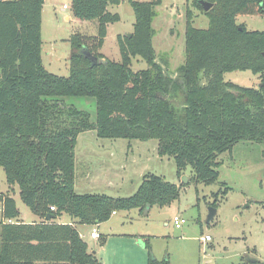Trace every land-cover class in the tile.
Here are the masks:
<instances>
[{
	"label": "trees",
	"instance_id": "16d2710c",
	"mask_svg": "<svg viewBox=\"0 0 264 264\" xmlns=\"http://www.w3.org/2000/svg\"><path fill=\"white\" fill-rule=\"evenodd\" d=\"M120 1L71 0L75 18L96 21L97 38L90 43L71 35L69 74L62 76L42 61L44 0H0V167L42 219L21 221L15 199L0 195V264H100L75 223L97 225L132 209L143 214L147 205L163 207L178 198L180 185L154 173H145L129 197L77 193L75 145L82 132L105 139H156L158 154L173 158L178 176L190 166L194 179L205 185L218 180L221 153L242 140L264 144V31L236 21L240 15L264 16V0H207L213 4L209 11L192 0L209 24L194 27L187 7L185 61L174 73L153 46L161 0H129L135 21L130 36L118 37L121 59L100 52L108 24L120 19L108 7ZM136 56L147 66L135 71ZM245 70L260 77L258 87L224 79L226 72ZM66 98L94 99L95 119ZM227 193L228 188L222 199ZM217 203L216 198L212 207ZM63 213L76 222L57 223ZM97 238L105 243L104 236ZM143 241L149 247L148 238ZM147 264L169 261L149 253Z\"/></svg>",
	"mask_w": 264,
	"mask_h": 264
},
{
	"label": "rangeland",
	"instance_id": "374dc122",
	"mask_svg": "<svg viewBox=\"0 0 264 264\" xmlns=\"http://www.w3.org/2000/svg\"><path fill=\"white\" fill-rule=\"evenodd\" d=\"M64 3L68 8L63 7ZM187 7L194 13L193 26L207 28V16L192 5V0H161L155 7L153 46L158 60L167 61L166 67L173 73L185 61ZM109 10L118 13L120 19L108 24L100 52L109 60L119 61L118 37L131 33L135 17L129 0L110 5ZM236 21L248 30L264 31V16L240 15ZM96 24L75 18L71 0H46L42 22V61L46 69L67 76L69 38L77 33L87 42L95 41ZM146 66L139 56L132 58L133 70ZM224 79L247 87H258L261 81L249 70L226 72ZM65 101L95 119L94 99L66 98ZM157 146L156 139H105L99 138L95 131L78 135L74 174L77 193L129 197L136 192L145 173H154L180 185L178 198L169 205H154L143 214L132 209L112 215L101 225L102 232L108 235L102 246L90 236L93 228L98 232L97 225H79L88 250L96 254L101 264H147L149 253L157 260L168 259L169 264H264V144L242 140L221 153L219 178L207 185L194 179L190 166L178 176L173 158L160 156ZM226 188L228 193L222 199ZM6 194L15 199L23 221L41 218L23 202L18 185L8 184L0 167V195ZM216 198V213L207 222L209 208ZM62 215V220H71L68 214ZM174 215L185 219L180 228L173 224ZM206 234L211 239L201 241L200 237ZM144 236L149 247L144 245Z\"/></svg>",
	"mask_w": 264,
	"mask_h": 264
},
{
	"label": "crops",
	"instance_id": "0c3cea01",
	"mask_svg": "<svg viewBox=\"0 0 264 264\" xmlns=\"http://www.w3.org/2000/svg\"><path fill=\"white\" fill-rule=\"evenodd\" d=\"M45 2H46V0H44V4H43V7H42V22H43V14H44V8H45ZM65 4V3H64ZM108 9H109V7H108ZM110 11V10H109ZM66 19H70V17L69 16H66ZM42 22H41V34H42ZM132 32V31H131ZM118 213V212H117ZM117 213H115V214H113V215H116ZM64 214V213H63ZM62 217H63V215H61V216H59L58 218H56L55 219V221L57 222V223H74V222H76V220L75 219H73V218H71V220L70 221H65V220H62ZM111 219V218H110ZM109 219V220H110ZM20 220H22L23 221V219L20 217ZM42 219L41 218H39V217H37V218H35V219H32L30 222H39V221H41ZM108 220V221H109ZM23 222H25V221H23ZM105 222H107V221H105ZM27 223H29V222H27ZM104 222H102V223H100V224H97V226H98V234L99 235H102V236H104L105 238H106V240H105V243L107 242V234H104L103 232H102V230H101V225L103 224ZM123 224V223H122ZM79 225H82V224H78V223H75V226L77 227V229H78V231H79ZM92 231V230H91ZM0 232H1V226H0ZM79 233H80V236L83 238V235H82V233L79 231ZM90 236H91V232H90ZM92 237V236H91ZM93 239H95V237H93ZM96 239H98L97 237H96ZM84 240V239H83ZM86 242V241H85ZM104 243V244H105ZM103 244V245H104ZM88 245V244H87ZM102 246V245H101ZM89 252H92V253H94L93 251H90L89 250ZM95 254V253H94ZM96 255V254H95ZM97 257V256H96ZM99 259V258H98ZM100 264H101V261H100Z\"/></svg>",
	"mask_w": 264,
	"mask_h": 264
},
{
	"label": "water",
	"instance_id": "95a60500",
	"mask_svg": "<svg viewBox=\"0 0 264 264\" xmlns=\"http://www.w3.org/2000/svg\"><path fill=\"white\" fill-rule=\"evenodd\" d=\"M197 2L202 6V8H203L204 11H209L211 9V7L213 6V4L210 3L207 0H197ZM126 35L127 36H130L131 33H127ZM90 59H91V61H93L92 64H96L97 63V60L94 57L93 58L90 57ZM150 207H151L150 205H147L146 208L144 209V212L147 213L148 210L150 209ZM215 213H216V209L214 207H210L209 208V211H208L207 222H210L213 219ZM50 216L51 215L48 214L46 216V219L47 220L50 219ZM252 261L253 262H256V260H252Z\"/></svg>",
	"mask_w": 264,
	"mask_h": 264
},
{
	"label": "built area",
	"instance_id": "2783aa9c",
	"mask_svg": "<svg viewBox=\"0 0 264 264\" xmlns=\"http://www.w3.org/2000/svg\"><path fill=\"white\" fill-rule=\"evenodd\" d=\"M63 7L64 8H68V5L67 4H63ZM50 209L51 210H55V208L53 206H51ZM183 223H185V219L184 218H182L180 216H177V215H174L173 216V224L175 225L176 228H180ZM91 236L92 237H95V238L98 236V232H97V229L96 228H93L92 229ZM210 239H211V237L208 234L200 237V240L201 241H208Z\"/></svg>",
	"mask_w": 264,
	"mask_h": 264
}]
</instances>
